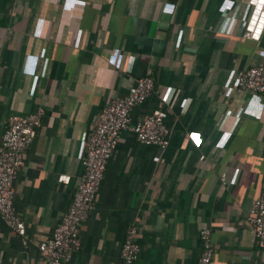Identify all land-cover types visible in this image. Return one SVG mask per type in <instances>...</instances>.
<instances>
[{"label": "crops", "instance_id": "1", "mask_svg": "<svg viewBox=\"0 0 264 264\" xmlns=\"http://www.w3.org/2000/svg\"><path fill=\"white\" fill-rule=\"evenodd\" d=\"M251 12L248 0H0V141L10 116L44 111L13 181L28 243L0 220V264H45L38 245L70 205L97 115L148 73L154 93L131 121L162 103L169 144L121 133L66 264H119L131 224L133 264H195L204 228L211 264H264L247 221L264 179V95L235 86L264 65V30L244 36Z\"/></svg>", "mask_w": 264, "mask_h": 264}, {"label": "built area", "instance_id": "2", "mask_svg": "<svg viewBox=\"0 0 264 264\" xmlns=\"http://www.w3.org/2000/svg\"><path fill=\"white\" fill-rule=\"evenodd\" d=\"M252 12L244 36L259 40L264 30V0H248ZM235 86L242 90L264 95V65H256L237 73ZM155 90L151 74L135 80L127 95L117 97L108 103L97 115L93 128L85 139L82 158V175L72 196L70 205L51 235L38 245L45 264H66L81 248L80 225L94 209L95 201L107 163L116 149L123 131H130L136 142L165 150L169 144L170 132L165 125L166 112L162 103L136 123L131 121V112L142 105ZM28 115H12L5 124L0 141V220L20 238L23 246L28 239L26 227L14 206V182L24 166V156L42 126L44 111L41 107ZM203 160V157H200ZM154 161H158L155 157ZM247 221L251 225L253 245L264 252V179L261 193L249 211ZM137 227L126 228L120 249L119 264H133L139 257ZM200 254L195 264H211L214 246L211 230L199 232Z\"/></svg>", "mask_w": 264, "mask_h": 264}]
</instances>
